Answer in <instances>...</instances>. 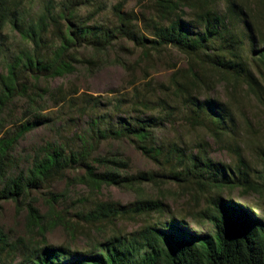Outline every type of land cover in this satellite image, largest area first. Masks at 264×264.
I'll return each instance as SVG.
<instances>
[{
    "label": "trees",
    "instance_id": "obj_1",
    "mask_svg": "<svg viewBox=\"0 0 264 264\" xmlns=\"http://www.w3.org/2000/svg\"><path fill=\"white\" fill-rule=\"evenodd\" d=\"M128 1L112 7L109 23H99L100 0H0V201L27 212L26 237L13 241L0 227V264H264V222L255 210L233 201L236 190L264 198V155L262 169L253 174L243 160L229 105L232 100L238 108L245 90L264 107V0H144L151 9L141 17L125 12ZM139 21L147 33L139 32ZM123 40L143 50L141 63L148 69L158 63L153 52L165 47L185 56L186 68L172 73L166 90L182 101L192 127L204 129L234 154V166L215 164L203 141L196 140L190 153L185 143L159 144L155 130L162 124L156 117H116L113 125L106 122L113 113L90 116L88 126L73 137H66L67 126L56 125L63 122L58 114L50 126L53 141L32 154H17L21 139L52 122L44 113L49 103L73 106L76 85L54 87L53 82L82 69L92 74ZM218 86L228 93V102L213 97ZM160 90L164 93V84ZM22 101L24 113L10 129ZM137 104L143 114L153 113L151 102L138 97L131 110ZM122 108L115 105V111ZM95 111L94 104L83 108L80 118ZM109 140H128L158 171L129 174V160L121 153H99ZM58 181L67 188L85 187L92 196L90 211L72 220L60 209L66 194L52 191ZM169 183L180 186L195 207L206 203L189 217L199 227L209 223L210 233H196L171 211L166 202L172 191L164 189ZM105 187L128 190L136 199L125 206L102 201ZM44 189L42 213L33 194ZM224 191L226 200L220 196ZM124 218L142 225L127 234L104 231ZM87 226L102 236L91 248L55 247L47 240L59 227L74 240L87 234Z\"/></svg>",
    "mask_w": 264,
    "mask_h": 264
},
{
    "label": "rangeland",
    "instance_id": "obj_2",
    "mask_svg": "<svg viewBox=\"0 0 264 264\" xmlns=\"http://www.w3.org/2000/svg\"><path fill=\"white\" fill-rule=\"evenodd\" d=\"M120 0H100L102 12L98 16L99 23H109L112 19V7ZM151 5L144 0H129L125 12H134L140 16L142 13H147ZM186 24H189V29L193 30L189 17L185 18ZM140 33H147V28L143 21L138 22ZM11 40L15 37L10 33ZM143 50L134 47L132 41H120L112 51H109L107 63H104L95 70L92 74L81 70V73L67 77L60 78L53 82V86L57 87L62 83L71 82L76 85L78 93L73 95L74 103L70 108L67 104L65 106L56 107L52 102L48 104L44 113H48L52 119L48 125H43L31 132H29L23 139L18 142L17 154L27 155L32 154V151L44 145L47 141H53L56 137L52 132L56 117L61 114L62 121H58L56 125L68 127L69 132L66 137H73V134L81 133L90 122V116H101L106 113H113L107 119V123L113 125L117 122L116 117L129 118L140 117H156L162 126L155 130L157 142L167 147L169 144L182 143L181 146L189 147L188 152H195L194 143L196 140L203 141L206 145V152L208 157L217 165L234 166L237 160L233 153H231L225 145H218L212 137L206 135L204 129L196 130L187 121V111L182 101L176 98L171 92L166 90L169 84L171 75L174 71L186 68L185 56L172 47H165L162 52L155 53V60L157 64L151 68L147 67L143 62L141 63ZM124 62L129 66L125 68L119 62ZM156 62V61H155ZM148 65V64H147ZM152 83V87L147 85ZM164 84V93L160 90V85ZM68 88V85H67ZM139 100H146L151 102L153 113L144 112V108L137 104L136 110H131V105ZM213 97L220 102L226 103L229 101V95L223 86H218L213 93ZM229 105L233 106L232 113L234 115L236 127L238 128V137L243 142L242 156L247 164L249 171L253 174L260 171L263 167L261 159L264 155V107L257 103V101L247 95L245 90L242 92L239 106L231 100ZM96 106V111L87 117L80 118L81 109L86 107ZM121 104L122 110L115 111V105ZM25 102L17 104V110L13 113V117L9 121V128L14 129L12 122L24 113ZM116 115V116H115ZM168 115V116H167ZM108 125V124H106ZM50 126H53L51 128ZM118 152L129 160L130 168L129 174H137L147 171H158V168L141 152L136 150L128 140H109L103 142L99 146V153L106 154L108 152ZM23 166V165H21ZM165 190H171L173 197L168 196L167 205L171 211L176 215L186 218L188 227L198 234H208L212 231L209 223L202 222L203 226H198L192 221L191 212L199 210L204 207L206 203L196 205V207L188 202V196L183 197L180 186L169 183L164 185ZM45 189L34 193L37 199L36 206L42 213L46 211V206L43 201L45 198ZM52 191L56 193L66 194L65 200L62 202L60 209H64L72 220H77V213L87 212L92 208L91 198L88 190L81 186H72L67 188L64 181H58L52 186ZM223 200H226L227 192L224 191L220 195ZM102 201H115L121 205H129L136 198L135 195L124 189L116 187H105L99 197ZM233 201L239 207L247 209L249 206L255 210L258 219L264 222V198L259 199L256 195L247 194L242 195L240 190H236L233 194ZM195 213V212H194ZM27 212L20 208L12 201H0V227L7 233L10 238L15 241L19 238L26 237ZM116 226H110L104 229L108 234L122 231L124 234L133 232L140 225L141 221H133L128 218L119 219L115 222ZM87 234L80 235L72 240L68 234L61 228L47 234L49 244L59 247L68 245L77 250H83L95 246L102 240L101 234L92 227L87 226Z\"/></svg>",
    "mask_w": 264,
    "mask_h": 264
}]
</instances>
